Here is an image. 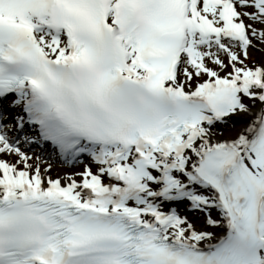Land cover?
<instances>
[{
	"label": "snow or ice",
	"instance_id": "6c2138e0",
	"mask_svg": "<svg viewBox=\"0 0 264 264\" xmlns=\"http://www.w3.org/2000/svg\"><path fill=\"white\" fill-rule=\"evenodd\" d=\"M0 264H264V0H0Z\"/></svg>",
	"mask_w": 264,
	"mask_h": 264
}]
</instances>
